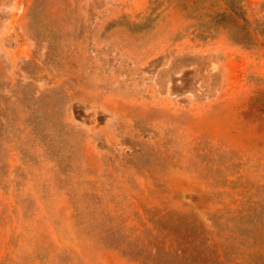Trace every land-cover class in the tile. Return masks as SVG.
Listing matches in <instances>:
<instances>
[{"label":"rangeland","instance_id":"rangeland-1","mask_svg":"<svg viewBox=\"0 0 264 264\" xmlns=\"http://www.w3.org/2000/svg\"><path fill=\"white\" fill-rule=\"evenodd\" d=\"M175 1L0 0V264H264V48Z\"/></svg>","mask_w":264,"mask_h":264},{"label":"trees","instance_id":"trees-1","mask_svg":"<svg viewBox=\"0 0 264 264\" xmlns=\"http://www.w3.org/2000/svg\"><path fill=\"white\" fill-rule=\"evenodd\" d=\"M176 0L189 20L186 30L202 41L224 37L233 45L264 48V23L248 18L244 0ZM257 215L262 211H255ZM264 257V241L257 248Z\"/></svg>","mask_w":264,"mask_h":264}]
</instances>
